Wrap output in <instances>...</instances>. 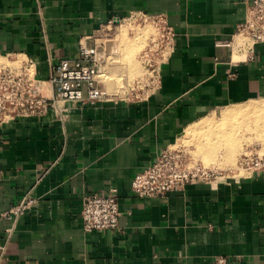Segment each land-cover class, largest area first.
Returning a JSON list of instances; mask_svg holds the SVG:
<instances>
[{
  "label": "crops",
  "instance_id": "crops-1",
  "mask_svg": "<svg viewBox=\"0 0 264 264\" xmlns=\"http://www.w3.org/2000/svg\"><path fill=\"white\" fill-rule=\"evenodd\" d=\"M252 0H0V54L25 55L50 96L52 65L97 43L113 17L162 13L174 48L141 98L67 103L0 126V264H264V172L191 183L163 197L131 191L134 175L223 107L264 97V42L236 58ZM115 189L118 228L86 232L82 196Z\"/></svg>",
  "mask_w": 264,
  "mask_h": 264
},
{
  "label": "built area",
  "instance_id": "built-area-1",
  "mask_svg": "<svg viewBox=\"0 0 264 264\" xmlns=\"http://www.w3.org/2000/svg\"><path fill=\"white\" fill-rule=\"evenodd\" d=\"M134 17L139 21L151 18L158 29V38L154 41L156 45L153 46L158 47L160 40L163 42L162 49L151 47L142 52L147 82H135L137 86L146 84L154 87L161 65L173 51L175 31L162 13L147 14L141 11L131 12L126 18L113 17L105 26L120 25ZM237 33L244 34L248 39L239 47L245 54L253 53L254 45L264 42V0H252L246 5L244 20L238 24ZM87 41L84 39L79 43L74 57L62 58L52 65L50 96L44 92L43 82L37 79L35 63L31 58L14 55L13 59H9L12 55L0 54V126L18 118L43 116L49 108L63 120L68 111L67 103L84 106L113 100L116 96L108 92L101 81L103 55L98 51L97 43L90 45ZM154 51L158 57H153ZM135 97L143 96L136 94ZM257 172H264V147L244 150L227 175L200 164L191 165L181 149L166 148L151 165L134 175L130 188L140 197H163L168 192L183 190L191 183L235 179ZM115 193L116 190L111 189L107 194H83L81 220L84 231L101 232L118 228L121 211ZM33 202L30 197H24L16 204L0 209V219L20 216L31 208Z\"/></svg>",
  "mask_w": 264,
  "mask_h": 264
},
{
  "label": "rangeland",
  "instance_id": "rangeland-1",
  "mask_svg": "<svg viewBox=\"0 0 264 264\" xmlns=\"http://www.w3.org/2000/svg\"><path fill=\"white\" fill-rule=\"evenodd\" d=\"M121 28L124 29V31H125L124 34L127 37V39L136 43L135 48H134L135 50L134 49L132 50V52H135L136 55L134 53H133L134 55L133 54L132 55H133V58L136 57L134 60L136 61L135 63L138 66V68H137V66H135V68H133L131 70L126 65V63L123 61V59L121 61V58L125 57V54H127L129 52L128 48L122 47V49H120L117 52H115V51L111 52V53L109 52L110 51L109 45L112 44L113 42L114 43L119 42V44H122L124 46L123 39H120L121 37L117 36V33H119L118 31H120ZM140 30L143 32L141 33ZM145 31H146V33L144 34ZM137 33L138 34L141 33L143 36L139 34V36L141 38H137L138 37ZM157 35H158V29L154 25L153 20L151 18H148V17H146L144 21H139L135 17L130 18V19H126L120 25H115V26H111V27L104 26L100 30V33L98 36V41H97L98 51H100L103 55L102 65L104 66V64L105 65L108 64V66L106 65L107 66L106 75L103 74L104 72H102V74H101V81H102L104 88H106L108 90V92H110L111 94L115 95L118 98H120V97H122V98H134L136 96V94H138V96L144 97L145 95H147L149 93V91L153 88L152 86H149L146 84L145 85L139 84V86H137L135 82L138 80H141L142 82H145V81L147 82L146 67H145V64L143 63V60L141 58V54H142V52H144V50H147L151 47H153L155 49V47H157V46H153V45H156L155 40H156V38H158ZM125 36H124V38H126ZM237 36L242 37V39L244 41L248 40L244 34H238L237 33L235 35V38L233 41V46H234V43H235ZM136 39H138V40H136ZM162 43H163L162 40H160V45H158L157 49L161 48ZM137 45H138V47H137ZM136 49H138L139 51H137ZM136 52H138V53H136ZM237 52H238V56H241L239 58H243L245 52L240 51L239 48H238ZM153 53H154V56H153L154 58L159 56V55L155 54V51ZM239 54H241V55H239ZM9 59H13V56H10ZM101 69H102V71H105L103 68H101ZM129 70H130V72H129ZM112 74L114 76H112ZM117 76H119V77H117ZM114 78H116V79H114ZM108 79H110L114 83L111 87H108V83H107ZM263 101H264V97L259 98V99L249 100L246 102H242L240 104L229 105V106L223 107L221 109H218L215 113H212L209 118H205L201 121V122H203L204 120L207 121V120L213 119L212 121L216 122L214 124V125H216L218 123V121L221 120L223 124L221 123V121H219L220 123L217 124L218 127L220 125H222L221 127H224V126L228 127V126H230L229 125L230 122L227 123L228 125H226L224 122H228V121H232V120H235L238 122V121L244 120L241 123H239V122L237 123L235 121H232L233 124L231 122V126L228 127L230 129L224 127L226 130V132L224 131V133H226V134L228 133L229 130H231V131H229L228 135H226V136H228V138H225V141H223L224 144L221 141L222 139L217 140L216 137H214L213 135H209V136H207L208 139L203 138V142H207L205 140H208L209 143L208 142L207 143L210 145L209 150L207 152H203V153L196 152V151H200L199 148H197L198 146L196 144V141L198 140V136H196V137L194 135L192 136V134L188 130L186 132L187 134L185 133L178 140L176 145H174L172 148L181 149V151L186 154L188 161H189V164H191V165L200 164V165L205 166L207 168L221 171L224 175H227L229 173V171L235 167V164H236V161H237L239 155L244 150H247L250 148H257L258 149L260 147L261 148L264 147V131H263L264 130V119H263L264 117L259 119V120L255 119L256 120L255 122L257 125V127L255 126L257 128L256 129L255 127H253L255 125L254 119H251V118L248 119L246 117L244 118L243 116H241V117H239V119H241V118H244V119L239 120L238 117L235 116V119H234V117H231V120L226 121L224 119L226 117L222 116V114H224V112L226 110H229V109H233V108L239 109V106H241V109L250 107L252 104H254V105L257 104L258 106H260V105L262 106V105H264ZM220 114L222 117L220 116ZM212 116H214V117H212ZM238 116H240V115H238ZM222 118L225 121L222 120ZM226 119H229V117ZM248 121H251V122L249 123ZM201 122H200V124H201ZM236 123L241 125V126L237 125ZM242 123H243V126H242ZM244 124H246L248 126H244ZM210 125H211V127L208 126V129H206L207 126H205L204 130H209V129L211 130V128L214 125H212V124H210ZM232 125H234L235 130H232V128H231V127H233ZM251 127L253 128V130ZM259 127H260V129H259ZM213 128L216 129L217 127H213ZM231 132H234L233 135ZM239 132H241V133H239ZM194 137H195V139L193 140ZM210 137H212V138H210ZM229 137L231 139H229ZM212 140H214V141H212ZM218 141H220V142L218 143ZM230 141H232V142H230ZM226 143L228 145H226ZM211 146H212V149H211ZM226 151H228V152H226ZM241 174H243V173H241Z\"/></svg>",
  "mask_w": 264,
  "mask_h": 264
},
{
  "label": "bare ground",
  "instance_id": "bare-ground-1",
  "mask_svg": "<svg viewBox=\"0 0 264 264\" xmlns=\"http://www.w3.org/2000/svg\"><path fill=\"white\" fill-rule=\"evenodd\" d=\"M123 28H121V30L120 31H118L119 33H117V36H119V37H121L120 39H123V43H124V46L122 45V44H119V42L118 43H112V44H110L109 46V52L111 53V52H117V51H119L120 49H122V47L123 48H128V50H129V52L127 53V54H125V57H123V58H121V61H122V59H123V61L126 63V65L132 70L133 68H135V66H137L136 65V61L134 60L135 58H133V55L135 54V52H132V50L135 48V45H136V43H134V42H132V41H130V40H128L127 39V37L125 36V34H124V29L122 30ZM141 31V30H140ZM143 31H141V33H142ZM141 33H139L140 35H142ZM146 33V31L144 32V34ZM139 34L137 33V35H138V37L137 38H141L140 36H139ZM124 36L126 37V38H124ZM143 36V35H142ZM127 39V40H126ZM136 40H138V39H136ZM244 43V40L242 39V37H240V36H237V38H236V40H235V43H234V54H235V57L236 58H239V57H241V56H238V48L242 45ZM233 44V43H232ZM137 47H138V45H137ZM115 49V50H114ZM135 50V49H134ZM137 51H139L138 49H136ZM134 53V54H133ZM136 53H138V52H136ZM133 54V55H132ZM113 55V54H112ZM136 55V54H135ZM239 55H241V54H239ZM113 57V56H112ZM115 57V56H114ZM137 60V59H136ZM123 62V63H124ZM122 64V63H121ZM138 64V63H137ZM107 66H108V64H106ZM105 64H104V66L102 65V67L101 68H103L105 71H102V69H101V74H102V72H104L103 74H105L106 75V68H107V66H106ZM127 67V68H128ZM137 68H138V66H137ZM136 68V69H137ZM134 71V70H133ZM136 71V70H135ZM109 72V71H108ZM129 72H130V70H129ZM128 72V73H129ZM137 72V71H136ZM112 76H114L113 74H112ZM116 77V76H115ZM117 77H119V76H117ZM112 78V77H111ZM103 79V78H102ZM114 79H116V78H114ZM113 80V79H112ZM108 87H111L114 83H113V81H111L110 79H108ZM264 102V101H263ZM261 104V103H260ZM253 105V106H252ZM250 107H247V108H243V109H241V106H239V109H229V110H224L225 112H224V114H222V116H224V117H226V118H228L229 117V119H226V118H224L226 121L227 120H231V117H234V119H235V116H237L238 117V119H239V117H241V116H243L244 118L246 117V118H248V119H254V122L256 121V120H259V119H261V118H263L264 117V105H260V106H258L257 104L256 105H254V104H252ZM245 107V106H244ZM223 113V112H222ZM238 115H240V116H238ZM220 116H221V114H220ZM221 116V117H222ZM212 117H214V116H212ZM244 118H241V119H244ZM215 119V118H214ZM223 118H222V120H224ZM233 119V118H232ZM237 119V120H238ZM241 119H239V120H241ZM256 119V120H255ZM264 119V118H263ZM213 120V119H212ZM212 120H207V121H203V122H201V124H200V126L198 125V124H196V128L194 127V128H191L190 130H189V132L192 134V136L194 135L195 137L196 136H198V140L196 141V144H197V148H199V150L200 151H196V152H201V153H203V152H207L208 150H209V142H208V140H205V141H207V142H203V138L205 139V138H207V136H209V135H213L214 137H216V139L217 140H221L222 141V143H223V141H225V138H228V136H226V135H228V133H229V131H231V130H229L228 131V133L226 134V133H224V131L226 132V130H225V128H228V127H230L231 126V122L232 121H235V120H232V121H228V122H224L226 125H228L227 123H229L230 122V126H224V127H221L222 125H220L219 127H218V123H220L219 121H221V120H219L218 121V123L216 124V125H214L216 122H214V121H212ZM224 120V121H225ZM244 121V120H243ZM242 120L241 121H238L239 123H241V122H243ZM246 121V120H245ZM235 122H237V121H235ZM237 122V123H238ZM249 123L251 122V121H248ZM263 122V121H262ZM221 123H222V121H221ZM236 123V124H237ZM247 123V122H246ZM210 124H212V125H214L213 127H217L216 129H214L213 127L211 128V130L209 129V130H204L205 129V126H207V128L206 129H208V126H210L211 127V125ZM223 124V123H222ZM232 124H233V122H232ZM235 124V123H234ZM248 124V123H247ZM237 125H239V124H237ZM236 125V126H237ZM249 125V124H248ZM248 125H246V124H244V126H248ZM233 127H231L232 128V130H235V127H234V125H232ZM239 126H241V125H239ZM242 126H243V123H242ZM257 127V125H256V122H255V125L253 126V127ZM255 127V128H256ZM252 128V127H251ZM254 128V129H255ZM213 129V130H212ZM228 129H230V128H228ZM227 129V130H228ZM237 129V128H236ZM257 129V128H256ZM259 129H260V127H259ZM252 130H253V128H252ZM264 131V130H263ZM232 133V135H233V133L234 132H231ZM239 133H241V132H239ZM187 134V133H186ZM188 137V136H187ZM195 137L193 138V140L195 139ZM231 137V136H230ZM229 137V139H231ZM184 138V137H183ZM210 138H212V137H210ZM208 139V138H207ZM188 140V139H187ZM202 140V141H201ZM245 140V139H244ZM189 141V140H188ZM194 141V142H195ZM212 141H214V140H212ZM193 142V143H194ZM220 141H218V143H219ZM230 142H232V141H230ZM217 143V144H218ZM224 144V143H223ZM230 144V143H229ZM226 145H228L227 143H226ZM232 145V144H231ZM214 146V145H213ZM225 146V145H224ZM232 147V146H231ZM220 148V147H219ZM211 149H212V146H211ZM227 150V149H226ZM221 151V150H220ZM226 152H228V151H226ZM207 154V153H206ZM221 154V153H220ZM232 155V154H231ZM215 159V158H214Z\"/></svg>",
  "mask_w": 264,
  "mask_h": 264
}]
</instances>
